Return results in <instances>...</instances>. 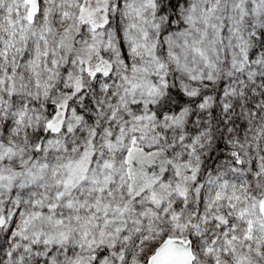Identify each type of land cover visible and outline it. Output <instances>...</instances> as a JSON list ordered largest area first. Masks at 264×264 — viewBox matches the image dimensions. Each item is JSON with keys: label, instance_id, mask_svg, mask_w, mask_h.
I'll return each instance as SVG.
<instances>
[{"label": "snow or ice", "instance_id": "snow-or-ice-1", "mask_svg": "<svg viewBox=\"0 0 264 264\" xmlns=\"http://www.w3.org/2000/svg\"><path fill=\"white\" fill-rule=\"evenodd\" d=\"M0 264H264V0H0Z\"/></svg>", "mask_w": 264, "mask_h": 264}]
</instances>
